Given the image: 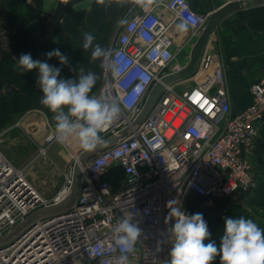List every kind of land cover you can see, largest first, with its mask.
<instances>
[{"label": "built area", "instance_id": "1", "mask_svg": "<svg viewBox=\"0 0 264 264\" xmlns=\"http://www.w3.org/2000/svg\"><path fill=\"white\" fill-rule=\"evenodd\" d=\"M155 1L147 9L135 2L140 14L123 20L108 46V63L118 69V78L100 59V94L108 92L121 108L117 120L100 134L102 139L131 125L155 83L188 66L177 62L185 45L174 44L173 24L189 20L194 42L205 25L206 16L193 0H165L168 22L154 12ZM214 42L212 34L198 65L164 86L147 118L130 135L80 166L71 206L38 217L0 244V264H117L121 253L113 229L128 211L142 229L135 252L128 254L129 264H166L171 249L167 229L175 222L168 218L171 207L186 211L187 198L193 195L205 211L212 210L226 198L249 195L257 187L256 170L243 152L254 148L264 120V76L250 84L251 103L231 112L225 60ZM54 135L51 131L45 137L41 153L56 142ZM115 166L124 174L117 190L107 175ZM73 167L62 174L60 191L48 199L0 150V237L37 210L64 201L73 184ZM172 200L179 202L168 206Z\"/></svg>", "mask_w": 264, "mask_h": 264}, {"label": "crops", "instance_id": "2", "mask_svg": "<svg viewBox=\"0 0 264 264\" xmlns=\"http://www.w3.org/2000/svg\"><path fill=\"white\" fill-rule=\"evenodd\" d=\"M9 1L0 0V65H2V69H5L4 73L0 71V99L14 95L42 94L39 85H37L38 70L34 69L21 73L19 69L18 59L21 54L25 53H31L33 59L46 61L50 65L60 68L61 78H74L78 73L73 70H78V68H83L85 73L89 71L94 72L98 79L92 89L91 95L98 96L102 86L100 66H95L91 62H83L82 59L86 56L85 52L73 53V51H70L69 37L65 34L69 31L67 28L81 27V22L91 13L101 24L104 23L106 26L112 25L111 32L113 33L112 39H114L123 20L130 19L135 14H140L139 8L135 6V0H23L24 11L13 21L10 18ZM164 1H155L154 12L168 22L171 20V17H169L163 6ZM194 2H196L198 12L204 11L210 13V15L215 10L229 4V2L243 4L241 9L229 13L228 16L220 20L213 33L214 43L219 44L225 60L224 71L226 73L227 86L229 87L231 112L240 111L251 103L250 84L260 80L264 76V1L194 0ZM78 16L82 18V21L79 23L75 20V17L78 18ZM178 23L175 22L172 26L174 44L176 47L183 44L185 45L183 51H188L190 46L192 49L193 45L191 44V37L189 35L186 36L185 32L178 31L176 27ZM57 34L64 36L63 39L65 40L62 44L68 49V53L61 52L62 49L59 48L61 35L60 39H58V45L55 40ZM16 37L19 38V43L18 41L16 42ZM53 49H59L62 54L68 57L66 65H61L59 59L56 57H53L51 60L47 59L45 53ZM192 51L190 52V56ZM42 109L44 110L42 111ZM47 115L45 108L37 105V109H29L20 113V115L13 116L11 122L6 123L3 128L4 130L0 132V136L16 128L18 129L17 131L21 130L20 132H32L33 137L37 135L36 142H44L49 132L55 131V121L49 120ZM44 120L47 122H44ZM263 128L264 120L261 121L260 131L255 139L254 148L243 152L246 161H249L255 167H257V157L259 159L258 155L264 149V141L261 139L262 132H264ZM29 130L32 131L29 132ZM20 144L28 145L31 149V144L26 140L19 139L17 145ZM54 145L55 142L49 146V149L50 147L53 149ZM64 146L70 149L73 156L78 155L84 150L80 147L78 140L74 138L70 139ZM33 151L31 149V152L28 156L26 155L25 159L29 158L30 160L34 155ZM55 162H57L56 172L53 170L55 179L48 185H45V182L44 184L39 181L41 178L37 177L36 173H31L32 181L39 191L34 189L48 199L60 191L63 184L62 174L69 168L65 159L57 158ZM23 167L27 168L28 166L25 163ZM43 168L42 166L39 167L36 172L44 173ZM107 175L112 189L117 190L124 178V174L115 166ZM235 197H240V195ZM235 197L229 198V204L233 205L231 209L241 208L239 203L233 204L231 202ZM197 200L201 201L199 198ZM207 211L211 210L207 209L205 212ZM186 212L192 215L196 211L192 204L187 203ZM215 217L211 220H214Z\"/></svg>", "mask_w": 264, "mask_h": 264}, {"label": "clouds", "instance_id": "3", "mask_svg": "<svg viewBox=\"0 0 264 264\" xmlns=\"http://www.w3.org/2000/svg\"><path fill=\"white\" fill-rule=\"evenodd\" d=\"M135 2L147 9L154 0ZM189 26V20L182 19L176 27L178 31L186 32ZM191 26H195L194 21ZM94 39L91 33H86L83 49L92 48L91 59H101V66L109 68L113 77L118 78V69L108 63L111 50L99 44L93 46ZM45 56L48 60L58 58L61 65L68 63V57L59 49H53ZM18 66L21 73L38 70L37 85L42 92L40 103L54 113V139L58 144H66L74 138L82 149L91 151L102 142L100 134L117 120L121 108L120 102L108 92L91 95L98 79L94 72L85 73L83 68H78L73 70L78 73L74 78H61L60 68L33 59L31 53L21 54ZM178 202L169 201L168 206ZM168 218L175 222L167 229L171 249L166 264H214L217 257L219 264H264V231L251 219L226 217L224 233L217 246L214 241L205 243L211 233L202 213L189 215L182 207L173 206ZM141 236L142 229L135 214L126 212L113 229L114 245L121 253L116 258L117 264H129L128 254L135 252Z\"/></svg>", "mask_w": 264, "mask_h": 264}, {"label": "rangeland", "instance_id": "4", "mask_svg": "<svg viewBox=\"0 0 264 264\" xmlns=\"http://www.w3.org/2000/svg\"><path fill=\"white\" fill-rule=\"evenodd\" d=\"M199 14L206 16V22H205V25H206V23L209 21V19L211 17L210 13L202 11V12H199ZM88 18H89V16L87 15L84 18L85 20L82 21V18L80 16H78V18L75 17V20L78 23L82 21L81 27L77 26L74 28H67V29H69V31H68V33H65V34L67 37H69V41H70L69 45L71 46L70 51L75 50V51H77V53L83 52L82 50H84L83 49L84 35L86 33H91L95 37V39L93 41V45L98 43V42H101L103 36L107 34L106 28L108 26H106L104 23L101 24V22L96 21V20H89ZM205 25L203 27H201V29L197 32V35H200L202 33V29L205 27ZM191 33H192V31L188 29V31L185 32V35L190 36ZM63 38H64V36L61 35V41H60L59 48L62 49L61 52H67L68 53L69 52L68 49L65 48L64 44H62V42H64V40H65ZM112 38H113V35L110 38L111 41L113 40ZM77 40L80 41L79 44L76 43ZM110 40L107 41V44L110 42ZM193 42L194 41H192L191 44L194 45V43L196 41L194 43ZM75 44H77V45H75ZM193 45H192V49L190 46L188 51H182L180 53V55L177 57V59H178L177 62L179 64H184V63L188 64L189 63V61L191 59L190 58L191 57L190 52L194 48ZM31 104L33 105V103H31ZM31 108L37 109V106H32ZM34 109H32V110H34ZM43 110L44 109H42V111ZM35 113H36V111H35ZM40 113H41V111H40ZM32 114H34V113L32 112ZM47 114H48L47 118L49 120H53L52 116H54V113L48 112ZM40 116L42 118L41 114H40ZM12 119H13V117L10 118V121ZM44 122H47V121L44 120ZM4 126H5V124L0 121V132H2L4 130L3 129ZM14 129L15 130H12V131L10 130V131L2 134V136H0V150L5 155V157L11 163H13V165L17 169H21V168L24 169V176L29 181V183L33 186V188L37 189V187H35V185L32 181V177H31L32 172L36 173L35 175H37V177L41 178L39 181H41L43 183L45 182L46 183V184L44 183L45 185H48V184H50V182L54 181L55 176L53 174V170L56 172V169H57L56 168L57 162H55V159H57V158H59V159L62 158L63 160L65 159L67 162V167H69V168L74 165V162H75L74 159L75 158L71 154L70 149L66 148L64 146V144L61 145V144H58L57 142H55L53 149L50 147V149L48 148L49 150L47 149L46 153H41L40 149L44 147L45 142H43V141L36 142L35 140H36L37 135L33 137L32 132H31L32 130H29V132H31V133H27L26 131L20 132L21 130L17 131L18 129H16V128H14ZM14 131H17V132H14ZM263 131H264V128H263ZM19 139L26 140L28 143L31 144V149H32V151L34 150L33 151L34 155L32 156V158L30 160H29V158L25 159V157L28 156V154L31 152V149L29 148L28 145H26V146L23 144L17 145ZM261 139L264 141V132H262V138ZM258 156H259V159L257 157V161H258L257 167L253 166L254 169L256 170V175H257L256 180L257 181L261 176L264 175V149H262L261 153ZM25 163H26V166H28L27 168L23 167L25 165ZM41 166L44 167L43 168L44 173L36 172V171H38V168ZM37 190L39 191V189H37ZM237 195H240V197H235ZM233 197H235V199H233L231 202H233V204L239 203L241 208L231 209V208H233V205L229 204V202H230L229 198H226V200H224L225 205H224V202H222L221 206H217L214 209H212L211 211H207V212H205L203 210L202 202L197 200V198L194 197L193 195L187 198V202L189 204L193 205V207L196 211L195 213L199 212V213L203 214V217H204L205 221L207 222L208 229L212 230V228H210L211 225L209 222L211 221V219L213 217H215L217 215L224 214V213L227 214V212L235 213V210L241 211L242 213H244L248 219H251L261 229L264 228V208L254 206L252 203H250L249 199H246L248 197L247 194H235L234 196H232L230 198H233ZM195 213H193V214H195ZM224 229H225V225L222 224L219 227L217 226L213 232V234H214V240L213 241L217 244V246H219L220 238L222 237V235L224 233ZM214 264H219V257H217L216 261H214Z\"/></svg>", "mask_w": 264, "mask_h": 264}, {"label": "water", "instance_id": "5", "mask_svg": "<svg viewBox=\"0 0 264 264\" xmlns=\"http://www.w3.org/2000/svg\"><path fill=\"white\" fill-rule=\"evenodd\" d=\"M261 1H264V0H261ZM242 7H243V4H237L236 2H229V4H226L222 8L215 10V12L211 14V17L209 21L206 23L205 27L202 29L203 31L201 35L198 37V39L194 43L195 46L193 48V51L190 57L191 59L186 69H184L181 72H177L172 75L161 78L159 82L155 83L151 87L152 89L149 91L147 95L143 108L137 114L136 118L134 119V121L131 123L130 126H127L124 129H121L119 133L114 136H110L105 139H102V142L98 144L95 149L91 151L83 150L82 152L78 154L77 159H76L77 162L74 164V167H73V175H72L73 184L70 188L71 191L64 201L58 204L52 205L51 207L37 210V212L25 218L22 223H20L19 225L11 229L9 233L5 234V236L3 237H0V244L5 243L6 241H9V239L17 235V233L20 232L25 226L37 220L38 217L50 215L51 213L65 210V208L71 206L72 203L75 201L76 195L78 192L77 189H78V183L80 179V175H79L80 166H84L85 163L87 162L86 160L91 158L93 155L105 150L107 147L114 144L116 141H119L120 139L130 135L134 131V129H136L147 118L148 112L151 110V108L154 106L158 98L163 93L165 89L164 86L170 85L174 83L175 81L181 80L182 78L188 76L189 73L192 71V69H194L198 65V62L200 60L199 58L200 54L205 45L204 43L206 42L208 37L214 33L215 27L220 22V20L228 16L229 13L233 11H237L241 9Z\"/></svg>", "mask_w": 264, "mask_h": 264}, {"label": "trees", "instance_id": "6", "mask_svg": "<svg viewBox=\"0 0 264 264\" xmlns=\"http://www.w3.org/2000/svg\"><path fill=\"white\" fill-rule=\"evenodd\" d=\"M193 2H194V0H193ZM194 6L196 7V2H194ZM9 7H10V18L13 21H15L17 19V16L19 14H21V12L24 11L23 0H13V1L10 0L9 1ZM88 16H89V18H88L89 20L98 21L97 19H95L93 17V15H91V13H89ZM111 26L112 25H109L106 28L107 34L103 36L102 41L98 42L96 44H99L100 46L105 47L107 49L109 48L108 46L111 42L110 38L113 35V33L110 32V31H112ZM58 39H60L59 34H57V36L55 37L56 43H58V41H59ZM108 40H110V42L107 44ZM17 41L19 43L20 40H19V38L16 37V42ZM79 42H80L79 40L76 41L77 44H79ZM77 44H75V45H77ZM96 44H94L93 46H95ZM58 45H59V43H58ZM82 51L86 53V56H84L82 59L83 62H85V63L91 62V63L95 64V66H100V59H97V60L91 59L92 48H89L87 50H82ZM74 52H77V51L74 50L73 53ZM94 62H96V63H94ZM4 70L5 69H2V65H0L1 73H2V71L4 73ZM41 97H42V94H34L33 93V94H27V95H23V96L22 95H19V96L14 95V96H6L5 98H1L0 99V121L6 125V123L11 122L10 121L11 117H13L15 115H20V113L25 112L29 109H33V108H31L32 106H37V105L43 106L40 103ZM31 103H33V105ZM43 107L45 108V111L47 113L51 112L45 106H43ZM247 198L249 199L250 203H252L254 206L264 208V175L258 179L257 187L251 193H249ZM239 216H244L246 219H248L244 213H242L241 211H237V210H235V213L227 212V214L224 213L221 215H217L214 220H211L209 222L211 225L210 228H212V230L209 229V232L211 233V235H210L209 240H206L205 243L212 242L214 240V234H213L214 230L216 229L217 226L219 227L222 224L225 225V218L226 217L239 218ZM261 230L264 231V228H262Z\"/></svg>", "mask_w": 264, "mask_h": 264}, {"label": "bare ground", "instance_id": "7", "mask_svg": "<svg viewBox=\"0 0 264 264\" xmlns=\"http://www.w3.org/2000/svg\"><path fill=\"white\" fill-rule=\"evenodd\" d=\"M203 31V30H202Z\"/></svg>", "mask_w": 264, "mask_h": 264}]
</instances>
